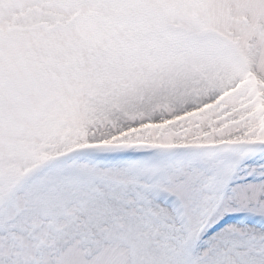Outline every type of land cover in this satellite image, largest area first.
Returning <instances> with one entry per match:
<instances>
[{"label":"snow or ice","instance_id":"obj_1","mask_svg":"<svg viewBox=\"0 0 264 264\" xmlns=\"http://www.w3.org/2000/svg\"><path fill=\"white\" fill-rule=\"evenodd\" d=\"M0 264H264V0H0Z\"/></svg>","mask_w":264,"mask_h":264}]
</instances>
